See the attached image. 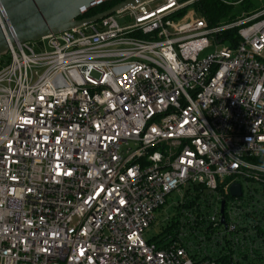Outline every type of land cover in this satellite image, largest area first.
Segmentation results:
<instances>
[{
	"label": "built area",
	"instance_id": "1",
	"mask_svg": "<svg viewBox=\"0 0 264 264\" xmlns=\"http://www.w3.org/2000/svg\"><path fill=\"white\" fill-rule=\"evenodd\" d=\"M201 1L147 0L9 46L0 264H218L214 243L263 224L264 194L240 182L264 189V4L211 25ZM172 194L179 233L159 247L143 236Z\"/></svg>",
	"mask_w": 264,
	"mask_h": 264
},
{
	"label": "water",
	"instance_id": "2",
	"mask_svg": "<svg viewBox=\"0 0 264 264\" xmlns=\"http://www.w3.org/2000/svg\"><path fill=\"white\" fill-rule=\"evenodd\" d=\"M113 0H0L5 20L0 16V57L5 56L15 42L36 43L41 39L71 31L86 23H96L128 6L147 0H125L109 10L89 18L91 9ZM232 197H240L239 185L230 188ZM224 204L221 203L220 213ZM222 223V220H221Z\"/></svg>",
	"mask_w": 264,
	"mask_h": 264
},
{
	"label": "trees",
	"instance_id": "3",
	"mask_svg": "<svg viewBox=\"0 0 264 264\" xmlns=\"http://www.w3.org/2000/svg\"><path fill=\"white\" fill-rule=\"evenodd\" d=\"M125 0H113L111 2H106L98 7H95L89 10L83 18H89L95 16L99 13L105 12L119 4ZM185 1V0H182ZM239 0H202L198 7V13L207 18L208 22L211 25L220 24L223 22L233 21L238 17L235 10L239 9L241 13H252L256 9V5L252 4L251 0H243L237 6L233 5ZM257 163L263 162L257 160ZM196 192L198 189L195 190ZM253 193V195H257L258 193L264 194V189L260 186L249 185L247 187V194ZM252 196H245V200H250ZM244 199V197H243ZM163 208L159 210V217H162L160 213ZM250 216V215H249ZM157 217L155 218L156 221ZM245 226V227H242ZM255 233L257 238H261V234L264 229L262 228V224H238V229L236 233H246V232ZM200 233H202L206 240H210V237L213 233H215L212 228V224H199V228L197 229ZM179 233V224L175 221H169L165 224H158V233L148 239L149 243H154L159 247H164L165 245L176 241L177 235ZM233 234L226 235L223 238L221 244L218 242L214 243L207 251L208 259L216 261L218 264H264V252L258 246V240L252 239L249 236V242L247 243H235L233 240ZM196 240V239H194ZM199 246V243H196ZM259 247V249H258ZM260 250V251H259ZM259 251L258 254L255 252Z\"/></svg>",
	"mask_w": 264,
	"mask_h": 264
},
{
	"label": "rangeland",
	"instance_id": "4",
	"mask_svg": "<svg viewBox=\"0 0 264 264\" xmlns=\"http://www.w3.org/2000/svg\"><path fill=\"white\" fill-rule=\"evenodd\" d=\"M251 2H252V4L256 5L257 9L259 8V6H262V4H264V0H263V2H259L258 0H251ZM235 6H237V5H235ZM234 13H236L238 16H240L242 14V13L240 14L239 9L235 10ZM223 46H228L227 42H225L223 44ZM7 60H8V56L7 55L0 57V62L2 64H5L7 62ZM240 183L242 185L243 193L246 194L247 188L245 186V183L243 181H241ZM178 201H179V197L177 195L172 194V195H170L168 197L167 203L163 207V209L161 210L162 212L160 213V215L162 217H159V215H158L159 211H158V213H155L157 219L153 223V225L149 229H147V231L145 232V234L143 236L145 240L151 239L152 237H154L158 233V224H162V223L165 224L166 223V218L165 217L171 216L173 214V206ZM262 228L264 229V220H263ZM250 235H251L252 239L258 240V246L261 248V250H263L264 249V231L261 234L262 237L260 238V240H259V238L256 237V235L253 232V230L250 232ZM259 247H258V249H259ZM259 251H256L255 253L258 254Z\"/></svg>",
	"mask_w": 264,
	"mask_h": 264
}]
</instances>
